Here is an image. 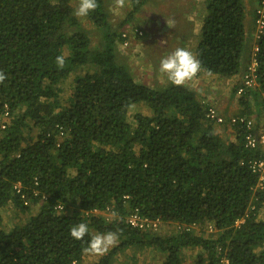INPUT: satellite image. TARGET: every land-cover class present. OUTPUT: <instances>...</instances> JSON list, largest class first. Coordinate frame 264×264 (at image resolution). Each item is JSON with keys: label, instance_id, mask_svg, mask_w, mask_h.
<instances>
[{"label": "trees", "instance_id": "16d2710c", "mask_svg": "<svg viewBox=\"0 0 264 264\" xmlns=\"http://www.w3.org/2000/svg\"><path fill=\"white\" fill-rule=\"evenodd\" d=\"M149 1L130 0L113 25L106 0H98L83 26L74 15L79 0H0L7 76L0 114L5 105L9 113L0 130V264H80L90 236L75 240L70 230L81 222L92 235L119 234L97 264H112L127 248L156 251L160 264H182L186 248L200 249L195 264L221 257L264 264V190L248 164L264 152L244 147L243 125L235 126L237 142L221 138L206 117L210 102L194 88L148 86L119 53L120 29ZM204 11L194 51L200 73L231 78L250 59L245 0H206ZM61 54L65 67L58 69ZM256 61L257 86L240 97V115L249 114L246 98L264 92V36ZM66 80L71 92L62 101ZM140 103L152 114L135 112L131 122L130 109ZM9 204L27 218L5 228L1 210ZM129 209L172 232L129 226ZM106 211L115 218L107 220Z\"/></svg>", "mask_w": 264, "mask_h": 264}, {"label": "crops", "instance_id": "0c3cea01", "mask_svg": "<svg viewBox=\"0 0 264 264\" xmlns=\"http://www.w3.org/2000/svg\"><path fill=\"white\" fill-rule=\"evenodd\" d=\"M107 1L108 0H106V2ZM205 1L206 0H151L144 5L141 13H145L146 9L151 8L152 11H154V14H158L150 16L149 19H146V21L143 18L134 19V23L132 21L129 23V25H127V28H131L130 26L137 25L136 27L141 28L144 32V35L142 37L133 38L137 40L134 47V51L138 55V61H140L142 65V67H140L142 70L149 69L152 66L159 70L160 60L178 47L186 48L194 53L196 44L199 39L203 18L205 16ZM259 2L260 0H245L247 14L245 15L244 24H246L245 29L247 42L249 43V52L251 42H254V16L255 8L258 6ZM168 24L172 25V27H169ZM152 25L156 29V31H159L158 35H160V39L158 41L155 40L157 46L153 47L155 49L154 51L150 50L151 46L149 47V43H151L152 41L151 35L146 34L144 31L145 27L149 28L152 27ZM119 49L120 48L118 46V50ZM143 50H145L146 54H143ZM120 51L123 52L121 49ZM148 56L151 57V59L148 58ZM145 58L147 59L145 60ZM138 61H136L135 63H137ZM161 75L164 77L162 80L167 82L168 80L166 78V75L163 73H161ZM241 76L242 72L232 76L231 78L224 79L218 78L215 75L199 73L195 78H193V80L189 81L186 85L191 88H194L198 93H200L199 89H203L204 87H206V85H208L209 88L207 89H210L212 92H215L219 95L214 96L213 100L211 99V102L215 106V108L218 107V111L224 116L237 115L238 113H240L241 110L244 109V107L239 102L240 97H237L235 94H231V89L238 86V84L241 82ZM202 77L205 78L204 80H201V85L199 88H197L196 85H198V81H200L199 78ZM218 81H221L223 83H221V85L219 84L218 86H216L214 82ZM211 85L212 87H210ZM207 89L205 91H209ZM215 97L223 100L222 106H220V102L218 103V100ZM246 100L248 101L249 115L252 116L254 119H257L260 126H264V104H262L261 99L259 97H257L256 99L254 97H249L246 98ZM138 105H133L132 107L135 108ZM151 114L148 113L146 115L150 116ZM213 127L216 129L217 127L223 128L226 134L223 133L220 134V136H227L228 141L237 142V131L235 130V127L229 125H218L214 123ZM217 132L219 131L217 130ZM228 132L231 133L230 136ZM98 213V211L92 212V214ZM263 214L264 211L262 212V217H264ZM160 224L161 223L158 222V226ZM129 250L130 249L123 250L124 252L122 254L125 255V257L127 258V261L125 260L123 264H160L162 261L158 260V257H155L156 251L143 248L137 254V256H131L127 254L129 253ZM139 254H141V256L151 255L148 259L149 262H143L141 260V257L138 258ZM158 255H160V253H158ZM151 257H153V262L150 261ZM88 258H94L95 261L93 264H97L100 257L85 254L82 257L81 264H86ZM118 260L119 258L116 260L113 259L112 264H115Z\"/></svg>", "mask_w": 264, "mask_h": 264}, {"label": "rangeland", "instance_id": "374dc122", "mask_svg": "<svg viewBox=\"0 0 264 264\" xmlns=\"http://www.w3.org/2000/svg\"><path fill=\"white\" fill-rule=\"evenodd\" d=\"M107 5L109 7V10H110V14H111V22L113 23V25H116L122 18H124L129 10V5L126 6L125 8L123 9H117L115 7V0H108L107 1ZM163 8V7H162ZM165 9V8H164ZM154 11H152L151 8H148L146 9L145 13H141V14H136L135 15V19L137 18H143L145 21L146 19L150 16H153L155 14H158V13H153ZM156 12V11H155ZM155 18V17H154ZM81 19V23L83 26H87V22H86V19L83 18H80ZM134 23V21H133ZM129 25V24H128ZM132 25V24H130ZM137 26V25H135ZM134 26V27H135ZM246 26V24H245ZM127 25L123 28L120 29V32L121 31H124V30H127ZM132 27V26H130ZM144 31L146 34L148 35H151V43H149V47H150V50L151 51H154L155 49L153 47H156L157 44L155 42V40H159L160 39V35H158L159 31L153 27H145L144 28ZM152 33V34H151ZM145 34V35H146ZM95 35L94 32H92V30H90V34L89 36L91 37V39H93V36ZM144 35V34H143ZM147 36V35H146ZM134 37L133 36H130L129 38V46L127 48L123 47L120 45V43H118L117 46H119V48L123 51L121 52L120 49H119V53L123 56H126L127 60L129 61V64L132 68V73H133V76L136 80L148 85V86H154L156 83L158 84H164L166 83V81L162 80L164 77L161 75V72H159V70L155 67H150L149 69H146V70H142L140 67H142L140 61H138V55L137 53L134 51V47H135V44L137 42L136 39H133ZM143 54H146L145 50L142 51ZM148 58L151 59V57L148 56ZM147 58H145L146 60ZM136 61H138L137 63H135ZM202 74V73H201ZM205 77H202V78H199L200 81H198V85H196L197 88L200 87L201 85V80H204ZM221 81H218V82H214V84L216 86H218L219 84L221 85ZM59 87L61 88V92H60V97H61V100L63 101L69 94H70V90H71V86L69 85V82L66 80L64 81V83L60 84ZM203 87V85H202ZM212 87V85L210 86ZM209 88L208 85H206V87H204L203 89H199V94L201 95V97L204 99L203 102H206V100H209L211 102V99L213 100L214 99V96H219L218 94H216L215 92H212L210 89H207ZM209 90V91H205V90ZM217 100H218V103L220 102V106L223 105V100L215 97ZM212 103V102H211ZM218 108V107H217ZM216 108V109H217ZM135 112H139L143 115H146L148 113L151 114V111L148 109L147 105L144 104V103H140V105H138L137 107H132V109H130V121L133 122L132 120V115L135 113ZM1 120V119H0ZM216 126V125H215ZM214 131L217 133V134H226V132L223 130V128H213ZM217 130L219 132H217ZM229 136L231 135L230 132H228ZM221 138H223L225 141H228V137L227 136H221ZM37 210V206H33L32 207V210H31V213L36 211ZM264 211V208L263 210ZM1 214H2V219H3V226L5 228H10L12 227V225L14 223H19V222H22L24 219L27 218V214H22L21 212L19 211H15V208L12 204H9L7 205L5 208H3L1 210ZM264 215V214H263ZM110 218V216H109ZM172 232V228L171 226L168 227L167 225L165 224H160L158 226V231L155 233V234H163L165 232ZM127 249H130L127 253L131 256H137V254L141 251V249H134V248H127ZM200 249L199 248H186L184 249V255H183V260H182V264H195V258L197 256V253ZM124 251L122 252H118L117 255L114 257V260L118 259V261H116L115 264H123L124 261L126 260L127 261V258L125 257V255H123ZM128 255V256H129ZM205 255V254H204ZM151 255H142L139 254L138 255V258L141 257V260L143 262L145 261H148L149 262V257ZM156 258L158 257V260H162V256L161 255H158V253H156ZM94 258H88L87 260V263L86 264H93L94 263ZM150 261L153 262V257L150 258ZM162 262V261H161ZM81 264V263H80ZM159 264V263H158Z\"/></svg>", "mask_w": 264, "mask_h": 264}, {"label": "clouds", "instance_id": "9594fccd", "mask_svg": "<svg viewBox=\"0 0 264 264\" xmlns=\"http://www.w3.org/2000/svg\"><path fill=\"white\" fill-rule=\"evenodd\" d=\"M129 3H130V0H115V7L117 9H123L126 6H128ZM97 7H98V0H79L78 6L74 9V15L80 18L87 17L89 13L96 10ZM254 21H255V16H254ZM168 25L169 27H172V25L170 24ZM131 28H134V26H132ZM254 31H255V23H254ZM255 43L258 45V41H255V38H254V42L253 43L251 42V45H250V58H251L253 45ZM247 45L249 46L248 42H247ZM249 62H250V59H249ZM55 63L58 69H63L65 67V56L62 54L57 55L55 58ZM246 68L242 71L241 82L238 84V86L236 87V91L234 92V94L237 97H241L242 94H244L247 90H255L257 86L256 78H255L254 86L247 88L241 94L237 93L238 88L242 86V79L246 71ZM201 69H202V63L199 60V58L192 51L186 48H183V47H178L172 52H170L168 55L163 57L160 60V67H159L160 72L165 74L167 80L172 85H175V86H185L189 81L193 80V78H195L200 73ZM6 79H7V76L5 72L0 70V84H4ZM262 94L263 92L260 94L259 98L261 99V101H264ZM210 104L212 107H215L211 102ZM216 110L226 120H228V118L231 116H244L240 114L224 116L222 115V113L218 111V109ZM246 117L254 119L249 114ZM218 125H229V124L224 123V124H218ZM229 126L235 127L237 125L235 126L229 125ZM261 127H264V126L261 125ZM63 213H64V208L60 210V214H63ZM106 215L107 213L105 214V216ZM113 218H115V216ZM70 236L74 238L75 240H81V241L85 238V236H90V239L87 242V246L83 249V252L85 254L97 256V257H102L103 255L107 254L108 251L112 247L116 246L119 242L118 232L108 231L105 233H97L95 235H92L89 231L88 225L83 222L71 228Z\"/></svg>", "mask_w": 264, "mask_h": 264}, {"label": "built area", "instance_id": "2783aa9c", "mask_svg": "<svg viewBox=\"0 0 264 264\" xmlns=\"http://www.w3.org/2000/svg\"><path fill=\"white\" fill-rule=\"evenodd\" d=\"M255 31L254 38L255 41H258L261 37L264 36V0H260L258 6L255 8ZM133 36L135 38H140L143 36V31L140 28H127V30L121 31V46L127 48L129 46V38ZM258 52V45L255 43L253 45L250 62L246 68V71L243 75L242 86L237 90L238 94L244 92L247 88L254 86L256 78V69L257 61L256 54ZM264 99V92L262 94ZM206 117L211 120V122L216 124L228 123L229 125H243L248 129V132L244 137V147L249 149H259L264 152V127L259 126V128L254 127V121L252 118H247L246 116H231L226 120L223 118L215 109V107H208L206 111ZM0 130L5 129L9 121V113L7 111L6 105L4 106L3 113L0 114ZM249 167L253 173L257 176V188L264 190V157L253 158L248 162ZM19 183L14 185L15 190L19 191ZM60 208V207H59ZM95 212V211H93ZM107 212V211H106ZM110 216V218H109ZM115 216L114 213L107 212L105 218L107 220H112ZM125 222L131 226L138 228L142 231H158V221H152L148 218L143 217L137 209L128 210V213L124 217ZM190 227L195 228V225ZM197 230V228H196ZM139 264V263H136ZM216 264H230L228 259L221 257Z\"/></svg>", "mask_w": 264, "mask_h": 264}]
</instances>
